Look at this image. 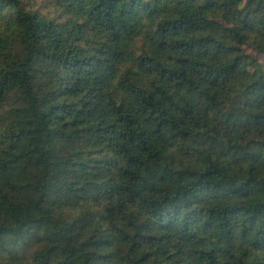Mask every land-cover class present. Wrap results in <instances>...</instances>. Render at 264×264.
Returning <instances> with one entry per match:
<instances>
[{
	"label": "trees",
	"instance_id": "trees-1",
	"mask_svg": "<svg viewBox=\"0 0 264 264\" xmlns=\"http://www.w3.org/2000/svg\"><path fill=\"white\" fill-rule=\"evenodd\" d=\"M35 1L0 0V264H264V0Z\"/></svg>",
	"mask_w": 264,
	"mask_h": 264
},
{
	"label": "rangeland",
	"instance_id": "rangeland-1",
	"mask_svg": "<svg viewBox=\"0 0 264 264\" xmlns=\"http://www.w3.org/2000/svg\"><path fill=\"white\" fill-rule=\"evenodd\" d=\"M35 2H36L37 5H41V4H43V3H46V0H36ZM244 49H245V52H246V53L252 51L251 48H250V47H247V46L244 47ZM258 58H259L260 60H263V55H262V54H258Z\"/></svg>",
	"mask_w": 264,
	"mask_h": 264
}]
</instances>
